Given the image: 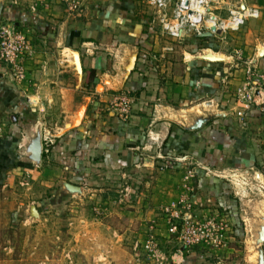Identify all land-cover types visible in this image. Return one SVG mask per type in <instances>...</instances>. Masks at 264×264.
<instances>
[{
    "label": "crops",
    "instance_id": "obj_1",
    "mask_svg": "<svg viewBox=\"0 0 264 264\" xmlns=\"http://www.w3.org/2000/svg\"><path fill=\"white\" fill-rule=\"evenodd\" d=\"M78 1L80 13H69L62 2L53 0H0V24L41 32L60 52H77L82 83L85 73L95 70L93 83L88 87L84 83L85 88L91 90L98 83L103 87L94 103L92 98L83 105L71 102L69 121L64 126L72 127L52 140L45 152L43 122L34 112L41 108L40 100H31L25 90L24 98H20L16 83L8 82L4 103L19 106L20 115L15 120L21 129L36 134L39 129L41 158L51 159L66 170L71 184L83 179L91 183L113 180L117 175L121 178L120 174L130 169L139 174L158 173L155 184L151 178L146 182L151 187L147 199L150 209L185 200L191 206V201L198 203L193 205V213L207 216L221 208L233 217L234 201L232 196H225L226 185L208 174L221 166L252 169L260 162L264 170V114L258 106L235 100V90L246 83L244 65L233 66L234 58L223 55V51L206 49L203 54V49L190 52L181 46L184 61L190 60L183 64L184 70L179 73L171 61H166L170 68L156 72L152 64L168 43L162 41L160 28L150 22V12L141 10L143 0ZM259 1L239 0L237 6L257 9L259 15L248 20L259 23L264 9ZM245 36L249 40L247 57L252 56L249 59L264 70V49L260 46L264 38ZM66 67L70 78L78 80L77 72L69 64ZM3 78L1 71L0 80ZM41 91V87L36 90L38 94ZM125 92L132 98L127 120L108 108L113 95ZM200 120L201 125L195 128ZM34 135H23L24 143H30ZM16 155L29 158L30 154ZM185 161L198 165L188 167ZM189 170L195 176L194 191L201 192L192 199L187 192L192 185ZM209 195L215 196L217 203L211 202Z\"/></svg>",
    "mask_w": 264,
    "mask_h": 264
},
{
    "label": "rangeland",
    "instance_id": "obj_2",
    "mask_svg": "<svg viewBox=\"0 0 264 264\" xmlns=\"http://www.w3.org/2000/svg\"><path fill=\"white\" fill-rule=\"evenodd\" d=\"M238 1L220 0L214 13L225 19L231 10L238 9ZM141 3V10L150 12V22L158 28V21H152L153 10L145 2ZM259 3L263 6L264 0ZM258 21L250 19L237 31L209 36L210 40L204 42L206 45L203 43L205 46L197 44L196 37L189 34L183 42L172 43V54L164 50L158 52V66L153 63L152 69L166 71L171 66L166 61H171L181 73L183 64L190 61H184L181 46L190 52L203 49V54L206 49L223 51V55L229 57L231 54L234 58L230 64L239 63L246 68L244 60H251L252 56L247 57L246 42L249 40L246 41L245 35L264 38V9ZM20 31L26 39L27 52L19 57L13 68L0 61V72L4 74L0 80V264H261L264 261V242L259 241L264 226L262 162L252 169L250 166L243 169L221 166L215 173L211 170L208 174L226 185L228 193L225 196H232L234 201L233 217L221 208L207 216L191 211L200 222L229 227V231H223L222 244L213 247L203 242L186 245L179 230L170 231L163 207L150 209L147 199L151 187L146 182L151 178L155 184L158 173L139 174L130 169L124 174L118 173L121 178L117 175L109 181L89 183L83 179L74 184H79L81 189L71 192L63 182H68V172L51 159L33 162L26 156L17 157L16 154L21 155L26 150L23 135L30 136L35 132L21 129L15 120L20 115L18 105H5V88L11 84L8 82L16 83L20 98H24L25 90L31 100H40L41 108L34 112L43 122V130L51 142L72 127V124L64 126L69 121L67 109H71V102L83 105L92 98L94 103L103 90L100 83L91 86V90L85 88L73 53L60 52L41 32ZM162 41L169 42L165 37ZM260 46L264 49V42ZM223 55L218 56L224 58ZM239 56L244 60L240 61ZM67 64L74 73L77 72L78 80L70 78L65 71ZM263 72L262 68L256 67L251 78ZM38 87L42 90L40 94L36 92ZM81 115L82 112L76 123ZM185 163L192 168L198 165L190 161ZM157 166L162 167V164ZM194 177L192 172L188 179L192 184L187 191L190 199L201 193L194 191ZM213 197L209 195V200L216 202ZM191 203L193 209L195 202Z\"/></svg>",
    "mask_w": 264,
    "mask_h": 264
},
{
    "label": "built area",
    "instance_id": "obj_3",
    "mask_svg": "<svg viewBox=\"0 0 264 264\" xmlns=\"http://www.w3.org/2000/svg\"><path fill=\"white\" fill-rule=\"evenodd\" d=\"M67 5L69 13L82 12L78 0H55ZM152 10V21H158L160 35L169 42L164 46L165 52L173 50L172 43H181L188 36L202 37L209 32L215 37L217 31L222 33L237 31L248 18L257 17L259 12L255 8H238L231 10L230 15L223 19L214 11L220 0H143ZM156 14V17L154 15ZM27 43L22 32L14 24L0 25V61L13 66L26 53ZM238 59H241L239 56ZM241 59L240 61H243ZM247 82L235 90V98L244 104L258 106L264 114V72L251 78L256 66L251 60H244ZM132 98L129 94L119 93L112 96L109 108L116 116L123 120L130 117ZM51 139L45 137L44 151H48ZM182 161V160H180ZM191 174L190 170L188 171ZM191 204L185 200L173 202L163 211L168 217L170 231L179 230L180 238L186 245L207 243L218 247L223 241V231L229 229L224 224L203 223L192 214ZM229 231V230H228ZM227 233V232H226Z\"/></svg>",
    "mask_w": 264,
    "mask_h": 264
},
{
    "label": "water",
    "instance_id": "obj_4",
    "mask_svg": "<svg viewBox=\"0 0 264 264\" xmlns=\"http://www.w3.org/2000/svg\"><path fill=\"white\" fill-rule=\"evenodd\" d=\"M218 34H220V31H217ZM211 36V33L207 32L205 34L202 35V37H209ZM264 51V50H263ZM74 56H75V61H76V65L77 68L79 69V72L82 73V67H81V63L79 61V56L77 52H73ZM210 55V54H209ZM205 58V57H204ZM215 60H220V59H215ZM202 120H200L197 125L195 126L198 127L199 125H201ZM70 126V124H66V127ZM25 152L24 154H26V152H29V158L33 161V162H38L41 160V155H42V143H41V135L40 132H38L36 135L33 136L32 139H30V143H26L25 145ZM65 185L67 187V189L71 192H76L79 191L81 188L77 185L65 182ZM36 212L35 207H33V212ZM259 241L260 242H264V226L260 231L259 234ZM264 264V261L261 263Z\"/></svg>",
    "mask_w": 264,
    "mask_h": 264
},
{
    "label": "trees",
    "instance_id": "obj_5",
    "mask_svg": "<svg viewBox=\"0 0 264 264\" xmlns=\"http://www.w3.org/2000/svg\"><path fill=\"white\" fill-rule=\"evenodd\" d=\"M196 41L197 44H201V46H205L206 42H208V40H210V37H197L194 39ZM201 41V42H200ZM205 42V43H204ZM205 45H204V44ZM203 44V45H202ZM94 77H95V70L92 69V70H89L85 73V80H84V83L85 85L88 87L90 84L93 83V80H94ZM185 132V131H184ZM166 143V142H165ZM49 147V146H48ZM48 152V151H47Z\"/></svg>",
    "mask_w": 264,
    "mask_h": 264
}]
</instances>
